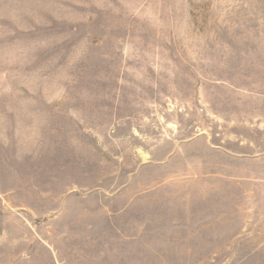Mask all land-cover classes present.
Returning <instances> with one entry per match:
<instances>
[{"label": "rangeland", "instance_id": "374dc122", "mask_svg": "<svg viewBox=\"0 0 264 264\" xmlns=\"http://www.w3.org/2000/svg\"><path fill=\"white\" fill-rule=\"evenodd\" d=\"M150 102L180 106L181 140L201 102L264 113V0H0V165L41 169L42 264H264V184L155 169L119 192L115 117Z\"/></svg>", "mask_w": 264, "mask_h": 264}, {"label": "crops", "instance_id": "0c3cea01", "mask_svg": "<svg viewBox=\"0 0 264 264\" xmlns=\"http://www.w3.org/2000/svg\"><path fill=\"white\" fill-rule=\"evenodd\" d=\"M138 107L135 115L123 117L117 113L115 117L130 120L129 141L137 145L131 147L132 159L136 161L135 170L129 173V185L121 186L119 192L133 188L141 177L155 169L161 170L164 185L176 179L181 184V177L193 178L188 181L202 177L201 180L213 178L242 184H264L263 112L260 114L254 110L256 114H251V110H244L241 104L234 109L218 110L210 103L201 102L196 113L205 120L194 121L193 136L181 140L180 106L176 111L178 120L172 124L168 103L165 107H155L151 102ZM144 108L149 111L144 113ZM118 127L112 138L115 143H123ZM114 158L122 159L121 156ZM5 164L0 165V264H42L43 240L50 239L46 242L49 248L46 250L50 254L53 251L51 241L57 238V234L44 235L41 229L43 216L51 217L42 212L41 169L33 167L31 175L24 177ZM46 171L51 183L57 173L52 168ZM135 203L137 198L131 199L129 206ZM138 219L135 218L141 225V231L147 234L148 218L145 217L144 221L142 217Z\"/></svg>", "mask_w": 264, "mask_h": 264}]
</instances>
